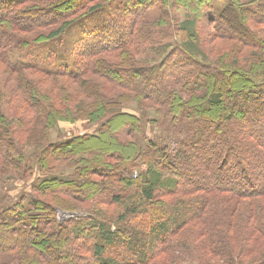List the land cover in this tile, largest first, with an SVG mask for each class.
I'll return each mask as SVG.
<instances>
[{"label": "trees", "instance_id": "1", "mask_svg": "<svg viewBox=\"0 0 264 264\" xmlns=\"http://www.w3.org/2000/svg\"><path fill=\"white\" fill-rule=\"evenodd\" d=\"M211 1L0 0V75L17 86L0 104V264H110L101 260L104 245L95 246L94 261L81 255L82 222L57 220L78 209L101 217L109 202L123 214L140 206L136 219L149 221L139 231L146 227L151 242L141 253L130 249V263L112 264H264V2L224 0L213 21L199 14L203 5L212 12ZM110 3L119 43L101 34L107 44L93 40L78 72L61 66L43 69L35 83L22 78L39 68L12 60L32 56L33 46L87 17L109 31L102 17ZM175 36L167 52L162 44ZM153 42L156 58L140 61L141 46ZM125 63L139 67L121 69ZM156 80L165 89L148 87ZM131 102L169 120L164 143L136 142L144 118L123 112ZM78 121L97 131L60 141L58 124ZM35 170L46 177L33 187L38 199L13 201L7 184ZM135 200L136 210L127 209Z\"/></svg>", "mask_w": 264, "mask_h": 264}, {"label": "rangeland", "instance_id": "2", "mask_svg": "<svg viewBox=\"0 0 264 264\" xmlns=\"http://www.w3.org/2000/svg\"><path fill=\"white\" fill-rule=\"evenodd\" d=\"M73 3H76L80 0H71ZM258 2H261L264 0H256ZM212 5H211V11L208 10V6H202L200 8V16H202L204 19H211V18H206L209 17L207 14L211 15L214 21V16L215 19L218 16V14L221 13V11L226 7V2H224V0H212L211 1ZM190 4V3H187ZM264 7V6H263ZM134 7L131 6V9H133ZM185 10H179V15H180V20L183 21L185 19ZM106 16L102 17V19L104 20L105 23H108L109 26V31H101L98 32L99 29V21L98 24L95 22V17H87L85 20H83L82 22L75 24L72 26V28L70 30H68L64 35H62L59 39L55 40V41H50L48 43L45 44H41V45H35L33 46L30 50L32 53V56H16L12 61L15 62H20L21 64H25V65H30L31 67H38L39 69H32L31 72H26L23 71L21 74L22 78L26 81V82H30L32 80H34L33 82H36V79H38L39 74L41 72H43V69H56L59 68L61 66H66L68 67L71 71L73 72H78L77 70L80 68V66L82 65L83 59L86 57V55L88 54L89 50L91 49V47H93V40L96 41L98 43V46L100 48H102L104 45L107 44L106 41H108V45L116 42L119 43V34L121 33V28L119 26L120 22L118 21L117 17L118 14H115V6L114 3H110L109 4V8L105 11L104 13ZM262 16H264V14L261 12L260 13ZM32 15V14H31ZM249 15V14H248ZM120 16V15H119ZM206 22V23H205ZM202 23L204 27H207L208 29H210V23L209 21H203ZM214 24V23H212ZM112 30V31H110ZM206 32V28H200L199 27V34L200 36L205 34L203 32ZM108 33V38L106 39V41H103L104 38L101 36V34H106ZM109 39V40H108ZM119 40V41H118ZM173 41L178 43V39L177 37H173V40L162 44L163 47L167 46L169 47V49H167V52L169 50H171V46H173ZM155 43L157 42H153L151 45L152 46H141V52L138 56V59L140 61H145L148 62L150 61V58L155 59L156 58V50L160 45L154 46ZM224 44L223 39H220L218 41V47H221ZM208 46V45H207ZM206 47V46H205ZM171 48V49H170ZM156 49V50H155ZM166 52V53H167ZM82 56V60L79 61L78 58L80 59V57ZM160 56H157V59ZM110 62L115 63V61L111 60ZM76 64H80L81 65H76ZM117 63V61H116ZM121 69H131V67L134 66V68L139 67V66H135L132 65L130 63H125L123 65L119 64ZM112 67V66H111ZM120 67H118L117 69H120ZM104 68H108V66H104ZM111 68H109L110 70ZM115 69V68H113ZM163 73L161 74V78L162 79H167L169 78V70H167V67H165L164 69H162ZM104 71V70H103ZM113 72H109V74L112 76L114 75V73L118 72V70H112ZM166 74V75H165ZM3 74L0 75V104L1 106L4 105V102L7 103L10 95H8L9 90L14 88V84L15 87L16 86V78H13L10 80V82L7 81V79L2 76ZM5 75V74H4ZM164 80H156L154 83V85L150 86V83L148 84V87L150 89H154V87L156 88L155 90H162L165 89V86H159L157 87L159 84H161ZM103 81V80H102ZM98 82V78L97 81ZM59 83V82H58ZM33 84V83H32ZM69 85V84H68ZM49 85L46 86V88ZM58 85H56V89L53 87H51L53 90H57L58 89ZM22 94H25V92L22 90L21 91ZM4 101V102H3ZM204 103V102H202ZM5 108V107H4ZM3 108V109H4ZM4 111H6V108L4 109ZM123 112L129 113L131 115H135L137 117H143V126L141 128V133L139 135H137L136 138V142L142 145H145L146 143V139L147 140H153L156 141L158 144L164 143L168 137H169V120L168 119H164L163 117L159 116L158 114H155L152 110H145V111H141L137 108L135 103H129L123 106ZM60 131L58 133V136L61 140H69L72 136H79L81 134H89V133H95L97 131V128L95 126H87L84 124V122L82 121H78L74 124H70V123H66V122H62L60 124H58V128L57 131ZM57 131L55 132V134H57ZM107 137V136H106ZM52 142H56L55 141V137L53 134V138H52ZM115 141V139H113ZM116 143V141H115ZM143 150L146 151L148 150L146 148V146L143 148ZM140 170L145 171L146 168L145 166H141ZM138 169H134L133 172L136 173H140L141 171ZM69 174V173H68ZM45 174H42L41 172L38 171H34L31 178H29L26 181H21L18 180V178L13 176V180H11L7 186L9 189V197H11L14 200H18V198L20 196H23V198L26 200L24 203L25 205L27 204V200L29 199H38L37 195H35V193L33 192V187L37 186L38 183L40 182V180H43ZM131 193H129V197L130 194H132V196H134L136 194V189L135 188H131L129 190ZM101 192L105 195L108 193L107 187L103 188L101 190ZM120 192V196H121ZM35 195V196H34ZM125 198V197H124ZM121 199V198H120ZM13 203V202H12ZM11 203V204H12ZM137 200H135L132 203H128L126 202V208L127 209H134V211L136 210L135 208L138 206L137 205ZM88 211L85 209H78L74 212H64V211H60L57 214V220L59 223H64L66 221H71V220H75V221H80L83 224L81 226H79V232L80 235L79 237H81V240L83 245L86 247L87 251H80L81 255H83L84 257H86V259L91 262L94 261V257H93V253H94V248L96 245H104L105 246V252L101 255V260L106 262V263H114L115 262H124V263H130V261H132L133 257L132 254L130 253V249H133L137 252H139L140 250L143 251V249H147L149 247H151V242L146 243V237L148 240V234H146L147 228L145 227V229L139 231L141 229V227L143 225L146 226V222H148L149 220H147V218H141V219H136L137 216L141 217V213H142V208L139 206L138 209L135 211V213L133 212L132 214L126 213L123 214L122 211H119V209L116 208V206L112 203H107L105 207H102L101 210H98V214L101 215V217L96 218L94 216V213H87ZM90 217V219H85ZM168 217V214L166 216V218ZM141 220V222H140ZM89 224V226L87 225ZM152 225V224H151ZM150 225V226H151ZM149 226V227H150ZM103 227L105 228L106 231H110L111 230V234H107V232H103V234L99 233L100 228ZM109 229V230H108ZM4 231H8L5 230ZM130 235L129 239L133 240V244L132 247L129 245V239L126 235ZM105 235V236H103ZM102 236V237H101ZM112 238L111 242H109L108 244L106 242H108L106 239L107 237ZM124 236V237H123ZM147 247V248H146ZM75 249H77L74 246ZM49 251V250H48ZM142 251H140L139 253H141ZM48 256H50L48 254ZM47 256V257H48ZM63 259V258H62ZM43 261H41L40 264H45L46 258L42 259ZM81 263H79L77 261L78 264H87L86 261H80ZM38 263V262H37ZM39 264V263H38ZM90 264V263H89Z\"/></svg>", "mask_w": 264, "mask_h": 264}]
</instances>
